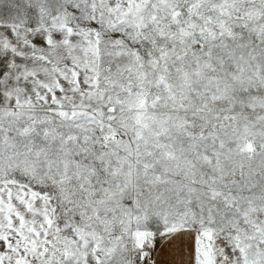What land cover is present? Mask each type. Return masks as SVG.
Masks as SVG:
<instances>
[{
  "label": "snow or ice",
  "instance_id": "obj_1",
  "mask_svg": "<svg viewBox=\"0 0 264 264\" xmlns=\"http://www.w3.org/2000/svg\"><path fill=\"white\" fill-rule=\"evenodd\" d=\"M0 264H264V0H0Z\"/></svg>",
  "mask_w": 264,
  "mask_h": 264
}]
</instances>
